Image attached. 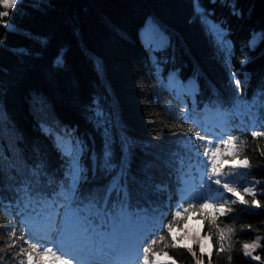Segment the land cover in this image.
I'll return each instance as SVG.
<instances>
[{"label":"trees","instance_id":"trees-1","mask_svg":"<svg viewBox=\"0 0 264 264\" xmlns=\"http://www.w3.org/2000/svg\"><path fill=\"white\" fill-rule=\"evenodd\" d=\"M232 2L227 0L215 6L216 15L212 19L225 29L229 42L220 50L198 23L190 22L192 0H19L14 9L0 6V11L9 12L4 19L12 25L6 30L0 24V169L5 175L4 188L0 191V241L10 242L5 232L11 217L2 205L9 200L15 202V191L7 177L15 174L21 162L30 166L37 158V149L47 153L53 168L60 165L51 141L40 130L41 123L53 128L59 125L61 129L67 126L69 131L75 129L76 135L90 146L100 148L101 137L85 118L93 99H99L109 111L111 131L117 139L127 136L137 145L149 146L151 152L179 150L182 154L185 142L174 140L169 130L180 123L175 119L179 110H187L198 102L197 114L205 119L200 111L208 104L213 123L218 116L215 104L209 102L222 101L223 111L227 113L222 118L228 127L214 135H233L239 144L240 158L248 156L251 163L250 169L235 171L225 164L224 175L241 191L247 182L255 185L257 199L264 203V195L259 194L264 188V160L257 151L264 149V137H251L252 131H264V118L259 115L264 95L258 91L259 82L264 80V40L257 37L254 48L247 47L254 32L264 31V0H234L242 13L240 16L231 14ZM149 18L159 21L168 30L167 35L170 34L176 66L181 69L177 81L185 82L190 74H198L199 94L195 101L188 90L178 91L170 84L167 68L163 83L150 73L148 54L137 39ZM58 54L63 57L61 65L55 64ZM245 55L250 57V62L241 67ZM230 73L242 74L237 76L243 82L239 93ZM253 103L255 107L250 110ZM253 112L257 113L255 117ZM16 132L22 139H17ZM133 150L136 158L131 165L130 184L132 176L143 178L137 166L151 159L144 156V148ZM194 151L188 153L194 167L186 177L193 184L199 180L204 163L191 155ZM151 173L157 182L168 180L159 167ZM131 186L135 189L133 204L139 200L143 206L145 199L137 193L145 189ZM214 191L215 188L209 194ZM222 196L224 199L232 194L225 192ZM244 198L250 200L251 193ZM151 199L154 204H160L155 195ZM180 204L187 206L183 200ZM230 206L237 209L236 214L221 217L219 222L221 227H231L233 232L225 241L227 251L214 253L212 264H229V254L233 256L231 264H260L243 257L242 244L258 236L264 238V208L249 210L239 203ZM198 215L190 213L188 220L176 229L177 235L186 226L190 235L199 232L202 240L207 238V226H202ZM190 220L197 222L198 230L190 231L187 226ZM149 245L150 241L143 246ZM3 247L0 243V248ZM157 250L168 251L177 264H194L185 249L165 248L161 244ZM253 255L264 257V251H254ZM4 264L13 261L6 258Z\"/></svg>","mask_w":264,"mask_h":264},{"label":"snow or ice","instance_id":"snow-or-ice-1","mask_svg":"<svg viewBox=\"0 0 264 264\" xmlns=\"http://www.w3.org/2000/svg\"><path fill=\"white\" fill-rule=\"evenodd\" d=\"M18 3L19 0H0L7 9H14ZM221 3H227V0H192L190 20L200 25L218 50L229 43L225 29L212 19L216 15L215 6ZM230 8L233 16L242 14L234 0ZM8 16L9 12L0 11V24L6 30L12 28L4 19ZM167 31L159 21L149 18L137 34L138 42L148 54L150 73L161 83L165 80L166 68L170 81L177 80L181 71L176 66L175 48L170 34L166 35ZM257 37L264 40V31L254 32L247 47L254 48ZM249 62L250 57L245 55L240 66L245 67ZM62 63L63 57L58 54L55 64ZM238 75L242 74L230 73L239 93L243 82L237 78ZM198 78V74L188 77L193 100L199 94ZM258 91L264 95V80L259 82ZM209 103L215 104L218 115L226 117L222 101L217 99ZM197 106L198 102L187 110L180 109L175 117L180 123L169 129L174 140L185 142L183 154L179 150L151 152L148 151L149 146L137 145L127 136L117 139L111 131L109 111L99 99L91 101L85 117L101 137L98 150L77 136L75 129L69 131L67 126L61 129L59 125L53 128L46 122L41 123L40 130L51 141L60 165L53 168L47 153H40L37 149V158L30 166L21 162L15 174L7 177L15 191V202L9 200L2 205L11 222L5 232L10 242L0 241L4 244L0 248V264H4L6 258H10L13 264H73L74 260L76 264H177L168 251L157 250V245L161 244L165 248L185 249L194 264H205L206 261L212 264L214 253L220 255L227 251L225 241L233 232L231 227H221L219 222L221 217L236 214L237 209L230 204L239 203L253 210L264 208V203L257 199L255 185L242 187L241 191L228 182L223 166L227 164L233 171L250 169V159L248 156L240 158L239 144L233 135L210 134L206 120L197 114ZM208 107L205 104L204 110L208 111ZM253 107L254 103L249 105L250 110ZM252 115L255 117L257 113ZM259 115L264 118V106L259 109ZM185 124L188 126L184 127ZM15 134L18 140L22 139L20 133ZM251 137H264V131H252ZM189 144L195 150L191 155L204 162L199 180L194 184L186 179L194 167L188 155L191 151ZM135 147L144 148V156L151 159L137 166V172L143 178L132 176L130 184ZM257 151L264 160V149L257 148ZM156 167L164 170L167 181H155L151 170ZM4 181L5 175L0 169V191L4 188ZM131 185L145 189L143 193H137L145 199L143 206L139 200L133 204L135 189ZM149 187L150 191L147 190ZM213 188L232 196L227 200L221 196L219 201H213L207 195ZM249 193L251 199H245ZM259 194L264 195V188ZM152 195L160 200V204H154ZM182 200L187 203L186 207L180 204ZM173 201H176L175 205ZM192 212L199 214L202 226H207L209 243H204L199 232L190 235L186 226L180 228L181 234L177 235L176 229L188 220ZM247 227L251 229V225ZM18 228L22 231L18 232ZM262 239L258 236L251 242H244L243 257L264 264V257L253 255L254 251H264ZM148 241L150 245L144 247ZM48 245L65 252L69 258L58 255ZM193 245L199 248L198 252ZM227 259L231 264L233 256L229 254Z\"/></svg>","mask_w":264,"mask_h":264},{"label":"rangeland","instance_id":"rangeland-1","mask_svg":"<svg viewBox=\"0 0 264 264\" xmlns=\"http://www.w3.org/2000/svg\"><path fill=\"white\" fill-rule=\"evenodd\" d=\"M0 6H3L2 4H0ZM167 35V33H166ZM170 84L173 86V87H176L178 89V91H183V90H189L190 92H192V87L191 85L188 84V81L187 83H184V82H180L179 80H174V81H170ZM218 125L221 127V126H224V122L223 120H219L218 121ZM250 186H254L252 183H248L247 182V185L246 187H250ZM208 195V193H207ZM212 198L214 199V201H219L221 199V194L219 192H215L212 196ZM235 198V197H234ZM228 197H226L225 200H227ZM187 226H189L190 228V231L192 230H198V224L196 221H193V220H190L188 223H187ZM203 241L205 244L209 243L208 239L205 237L203 238Z\"/></svg>","mask_w":264,"mask_h":264}]
</instances>
